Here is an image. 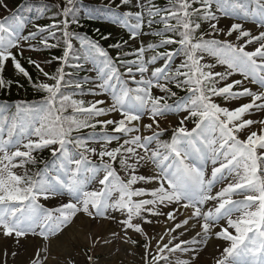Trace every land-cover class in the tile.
<instances>
[{
    "label": "snow or ice",
    "instance_id": "obj_1",
    "mask_svg": "<svg viewBox=\"0 0 264 264\" xmlns=\"http://www.w3.org/2000/svg\"><path fill=\"white\" fill-rule=\"evenodd\" d=\"M78 3L0 0V264H264V0Z\"/></svg>",
    "mask_w": 264,
    "mask_h": 264
},
{
    "label": "trees",
    "instance_id": "obj_2",
    "mask_svg": "<svg viewBox=\"0 0 264 264\" xmlns=\"http://www.w3.org/2000/svg\"><path fill=\"white\" fill-rule=\"evenodd\" d=\"M15 2V9L17 14L24 17H35L39 11L41 4H54L55 2L51 0H43V1H28V0H14ZM107 0H79V3L77 5L78 8H80L82 13H87L92 11L93 9H99L100 6L104 3H106ZM163 2V0H161ZM51 11H55V9H51ZM51 13H46V15H50ZM48 21L46 19H41L39 23H47ZM100 27L101 31H104V22L102 21H85V28L81 29L83 32H87L90 36H94L95 33L93 32V29ZM55 66H53L54 68ZM53 70V69H50ZM181 95L183 93H180ZM2 98V97H0ZM12 99H20V98H26V99H38L39 94L34 93L31 88L28 89L27 92L21 91L19 95H17L16 89L14 88L12 91ZM39 158L45 159L49 157V152L46 150L42 153L38 154Z\"/></svg>",
    "mask_w": 264,
    "mask_h": 264
},
{
    "label": "rangeland",
    "instance_id": "obj_3",
    "mask_svg": "<svg viewBox=\"0 0 264 264\" xmlns=\"http://www.w3.org/2000/svg\"><path fill=\"white\" fill-rule=\"evenodd\" d=\"M13 1V2H12ZM30 1H43V0H30ZM55 3L60 2V0H51ZM6 3L8 5V10H11L14 12V0H6ZM9 14V11L5 10L3 7H0V17L6 16ZM30 27V26H29ZM29 54V53H26ZM49 70V69H46ZM167 138V137H165ZM21 243L23 244V248H21V256L19 257V259L23 260L25 259V257L33 252L35 249L33 248L34 243H36L35 241H33L31 238H29L27 241L22 240ZM5 244L10 245L11 247L15 248V244L11 241H3L0 240V247H3ZM213 246V241L208 245L207 249L203 252L201 260L205 261L206 264H212L213 258L215 256H217L218 254H215L214 257H208V250H210V252H212L213 248L210 247ZM209 248V249H208ZM105 259H108L109 261L111 260H123L124 264H139V256L136 257L135 260H133V257L131 255H126L123 251L117 253L114 257H108L105 254ZM9 264H12V261L10 260Z\"/></svg>",
    "mask_w": 264,
    "mask_h": 264
},
{
    "label": "bare ground",
    "instance_id": "obj_4",
    "mask_svg": "<svg viewBox=\"0 0 264 264\" xmlns=\"http://www.w3.org/2000/svg\"><path fill=\"white\" fill-rule=\"evenodd\" d=\"M218 243L217 241H213V246H210L213 248L212 252L208 250V257H214L215 254H218ZM209 249V248H208Z\"/></svg>",
    "mask_w": 264,
    "mask_h": 264
}]
</instances>
